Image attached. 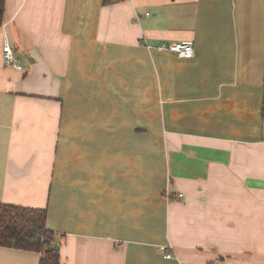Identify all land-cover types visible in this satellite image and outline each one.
Returning a JSON list of instances; mask_svg holds the SVG:
<instances>
[{
	"label": "crops",
	"instance_id": "0c3cea01",
	"mask_svg": "<svg viewBox=\"0 0 264 264\" xmlns=\"http://www.w3.org/2000/svg\"><path fill=\"white\" fill-rule=\"evenodd\" d=\"M263 111L264 0L4 1L0 202L61 264H264Z\"/></svg>",
	"mask_w": 264,
	"mask_h": 264
},
{
	"label": "trees",
	"instance_id": "16d2710c",
	"mask_svg": "<svg viewBox=\"0 0 264 264\" xmlns=\"http://www.w3.org/2000/svg\"><path fill=\"white\" fill-rule=\"evenodd\" d=\"M4 1L0 0V22ZM115 1L103 0V3ZM54 240L55 232L47 227L46 208L0 202V246L38 252L40 264H61Z\"/></svg>",
	"mask_w": 264,
	"mask_h": 264
},
{
	"label": "built area",
	"instance_id": "2783aa9c",
	"mask_svg": "<svg viewBox=\"0 0 264 264\" xmlns=\"http://www.w3.org/2000/svg\"><path fill=\"white\" fill-rule=\"evenodd\" d=\"M161 49L167 50L179 58H192L195 53L194 43L190 40L177 41L169 44L166 43L161 46ZM3 50L5 64L20 69V59L14 54L13 47L9 41H5ZM180 196H182V194H180ZM159 249L166 258L173 257L171 246L163 244L159 246Z\"/></svg>",
	"mask_w": 264,
	"mask_h": 264
}]
</instances>
